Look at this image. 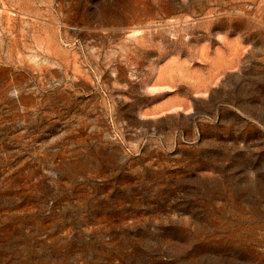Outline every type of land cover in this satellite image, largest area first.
I'll list each match as a JSON object with an SVG mask.
<instances>
[{"label":"rangeland","instance_id":"374dc122","mask_svg":"<svg viewBox=\"0 0 264 264\" xmlns=\"http://www.w3.org/2000/svg\"><path fill=\"white\" fill-rule=\"evenodd\" d=\"M0 264H264V0H0Z\"/></svg>","mask_w":264,"mask_h":264}]
</instances>
